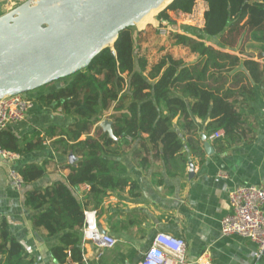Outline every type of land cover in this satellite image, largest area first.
I'll return each instance as SVG.
<instances>
[{"label": "trees", "instance_id": "1", "mask_svg": "<svg viewBox=\"0 0 264 264\" xmlns=\"http://www.w3.org/2000/svg\"><path fill=\"white\" fill-rule=\"evenodd\" d=\"M198 1L208 5L204 27L171 37L172 47L188 49L197 56L196 62L187 63L168 52L151 63L138 47L143 33L128 28L87 68L70 76L65 86L39 98L47 105L55 103L65 115L77 119L61 130L59 141V151L75 157L66 182L25 194L26 208L36 213L33 226L45 230L48 237H59L60 245L52 252L61 264H84L85 208L89 204L97 208L100 198L111 190H123L130 184L135 187L122 176L119 163L111 160L121 156L119 149L131 144H139L138 149H156L169 165L185 148L181 132L195 136L198 120L208 121L207 138L219 131L230 144L245 138L240 98L254 99V86L264 85V67L228 50H239L247 38L262 44L259 51L264 54V0H174L160 13L161 25L166 22L171 26L172 14H192ZM153 23L155 16L138 26ZM105 117L113 122L114 137L101 129L91 136ZM196 137L197 141L187 139V145L197 152L202 147ZM35 139L26 138L22 147L8 128L0 132V147L18 154L39 151L43 139ZM19 175L28 186L44 178L46 170L31 164L21 168ZM83 184L90 187L87 202L77 194ZM0 264H32L5 221L0 224Z\"/></svg>", "mask_w": 264, "mask_h": 264}, {"label": "crops", "instance_id": "2", "mask_svg": "<svg viewBox=\"0 0 264 264\" xmlns=\"http://www.w3.org/2000/svg\"><path fill=\"white\" fill-rule=\"evenodd\" d=\"M207 9V3L198 1L192 14L179 17H191L192 22L197 17L198 29L203 28ZM183 27L185 29L176 25V33L187 35V30L193 28ZM261 47L262 44L244 38L239 50L228 52L242 59L251 58L264 67ZM189 54L190 63L196 62L197 56ZM178 58L187 62L183 57ZM61 87L30 93L28 96L35 102L33 107L22 122L9 127L22 147L26 138L33 140L40 136L43 139V148L20 154L17 166L19 170L31 164L44 166V178L18 189L10 179V164L0 159V224L3 221L8 224L12 236L22 244L26 260L32 264H61L52 252L60 245L59 237H48L45 230H37L32 224L36 213L25 206L27 191L66 182L70 174V154L59 151L62 147L59 141L61 130L77 119L65 115L55 103L47 105L39 100ZM254 90L253 100L240 98L246 131L245 138L236 144H230L225 134L219 139L212 134L207 138L211 147L209 155L202 141L208 121L198 120L196 135L202 149L197 152L189 149L187 139L192 137L197 141L198 138L192 132H181L185 148L169 165L161 160L158 150L138 149L139 144L119 149L121 156L111 157L124 170L122 176L128 177L135 187L130 184L123 190H111L100 198L97 208L92 204L85 208V211L97 212L101 233L118 240L113 249L100 251V257L97 245L85 244V264H137L158 233L183 239L191 261L207 252L213 264H264V255L255 257L257 245L254 242L237 236L225 237L221 230L222 220L232 213L231 190L249 186L264 189V85H255ZM96 129L97 126L91 136H95ZM191 165L193 175H190ZM89 190L87 184L78 187L81 201L87 200Z\"/></svg>", "mask_w": 264, "mask_h": 264}, {"label": "water", "instance_id": "3", "mask_svg": "<svg viewBox=\"0 0 264 264\" xmlns=\"http://www.w3.org/2000/svg\"><path fill=\"white\" fill-rule=\"evenodd\" d=\"M166 1L169 0H40L35 7L26 3L1 16L0 99L28 97L84 70L103 50L114 45L121 32L136 26ZM171 25L175 27L173 22ZM112 124L104 120L100 128L114 137ZM202 141L210 155L206 135H202ZM69 161L74 164L73 154ZM193 172L191 165L190 175Z\"/></svg>", "mask_w": 264, "mask_h": 264}, {"label": "built area", "instance_id": "4", "mask_svg": "<svg viewBox=\"0 0 264 264\" xmlns=\"http://www.w3.org/2000/svg\"><path fill=\"white\" fill-rule=\"evenodd\" d=\"M158 32L161 37L176 33L171 26L158 27ZM34 103V99L23 95L0 99V132L11 125L22 122ZM223 136L224 132L219 131L213 135V138L219 139ZM20 158V154L3 150L0 147V159L10 164V179L18 189L24 186L17 166ZM229 197L232 213L221 222L222 234L225 237L237 236L254 242L257 245L255 257H261L264 255V189L257 186L236 188L229 192ZM85 216L83 246L87 243L97 245L98 257H100V251L113 249L118 240L109 234L100 232L98 215L94 209L86 210ZM137 264H213V262L207 252L196 261L189 260L187 244L183 239L158 233L149 249L142 253Z\"/></svg>", "mask_w": 264, "mask_h": 264}, {"label": "rangeland", "instance_id": "5", "mask_svg": "<svg viewBox=\"0 0 264 264\" xmlns=\"http://www.w3.org/2000/svg\"><path fill=\"white\" fill-rule=\"evenodd\" d=\"M40 0H0V13H2V11L5 12V14L13 12L14 10L18 9L19 7H21L22 5L28 3L30 4L32 7L37 6L38 2ZM57 7H61V5H56ZM162 12V11H161ZM159 12L158 14L155 15V23H153V25H146L144 28H140L138 25L132 27L133 31L137 32H142L143 35L139 36L138 38V47L140 48V53L141 54H145L147 59L151 62L154 63L156 62L161 56H163L166 53H171L174 56L177 57H183L185 59H187V62L190 63L192 61V58H189V53L190 51L186 48H182V47H172V43L173 41L171 40V37L173 35L170 34L168 37H161L159 32H158V27H163V26H168V24L166 22H164V24L161 25V22L159 21L158 17L160 15ZM191 17L188 16H182V17H176L175 15L172 14V22L175 24V26L177 25L178 27H183V26H187V27H193L195 29H198L199 27V22H198V18H194L193 22L190 21ZM193 23H195L193 25ZM171 24V23H170ZM172 29H175L172 25H171ZM179 31V29H178ZM189 35V34H187ZM112 47V46H111ZM189 58V59H188ZM70 81V78H65L63 80H59L56 81L52 84L47 85L44 88H41L42 90L45 88H52V87H56V86H65L68 82ZM41 90H37L35 92H39ZM34 93V92H32ZM104 120L107 121H111L109 118L105 117ZM102 121V122H103ZM100 123L97 125V129H96V134L98 135V133H100ZM102 130V129H101Z\"/></svg>", "mask_w": 264, "mask_h": 264}, {"label": "bare ground", "instance_id": "6", "mask_svg": "<svg viewBox=\"0 0 264 264\" xmlns=\"http://www.w3.org/2000/svg\"><path fill=\"white\" fill-rule=\"evenodd\" d=\"M172 0L166 1L164 3V5H162L160 8L152 10V12H150L147 16H145L139 23H137L136 25H139L141 23H144L145 21H147L148 19L152 18L153 16H155L157 13L163 11L166 7H168L170 5ZM112 42L109 43V45H111Z\"/></svg>", "mask_w": 264, "mask_h": 264}]
</instances>
